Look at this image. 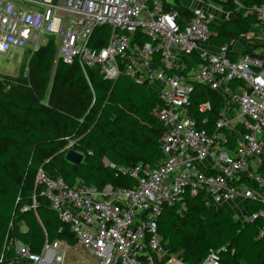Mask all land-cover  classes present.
<instances>
[{
    "label": "built area",
    "instance_id": "obj_1",
    "mask_svg": "<svg viewBox=\"0 0 264 264\" xmlns=\"http://www.w3.org/2000/svg\"><path fill=\"white\" fill-rule=\"evenodd\" d=\"M178 2L188 19L179 16L174 0H0V55L13 50L33 54L51 42L53 66L77 65L84 75L96 69L111 83L124 76L145 85L160 101L152 115L161 131L162 153L154 168L121 169L135 180L130 189L98 191L79 181L69 187L38 170L35 183L69 226L74 244L45 241L33 253L11 240L13 258L7 264H66L78 252L84 264H184L158 233L157 218L185 192L201 195L205 206L224 210L236 221L260 217L259 236L264 237V178L259 173L264 43L252 46L253 29L264 28V4L251 11L258 24L243 39L214 47L209 26L229 14L214 0ZM103 26L110 29L106 45L91 46L94 32ZM233 81L241 84L231 89ZM196 86L208 87L223 101L210 134L189 115ZM198 109L209 110V104ZM247 200L260 208L251 218L244 214ZM200 264L221 263L210 252Z\"/></svg>",
    "mask_w": 264,
    "mask_h": 264
},
{
    "label": "trees",
    "instance_id": "obj_2",
    "mask_svg": "<svg viewBox=\"0 0 264 264\" xmlns=\"http://www.w3.org/2000/svg\"><path fill=\"white\" fill-rule=\"evenodd\" d=\"M174 1L179 16L188 19V11ZM216 3L230 15L209 26L210 42L220 47L243 39L258 24L251 11L264 0ZM109 33L106 26L96 29L91 46H105ZM53 54L50 42L28 61L30 75L39 81L47 82L52 76L49 105L6 91L0 81V264L13 258L8 249L11 240L33 253H39L45 241L74 244L69 226L51 210L43 188L35 183L38 170L49 178H61L69 187L79 181L98 191L105 186L130 189L135 180L121 169L154 168L162 157L161 131L152 115L160 101L153 92L124 76L111 83L96 69L84 75L77 65L58 62L53 66ZM238 84L233 81L229 86L234 89ZM222 102L208 87L194 88L188 110L198 129L214 132ZM202 103H208L209 110L199 111ZM227 138L230 142L232 136L227 134ZM66 148L83 156L79 166L64 160ZM259 173L264 178V160ZM259 209L257 202L247 200L244 214L251 218ZM262 225L260 217L236 221L224 210L205 206L201 195L189 192L157 218L158 233L184 264H200L210 252L217 253L221 264H264Z\"/></svg>",
    "mask_w": 264,
    "mask_h": 264
},
{
    "label": "rangeland",
    "instance_id": "obj_3",
    "mask_svg": "<svg viewBox=\"0 0 264 264\" xmlns=\"http://www.w3.org/2000/svg\"><path fill=\"white\" fill-rule=\"evenodd\" d=\"M211 6H216L210 2ZM258 28L253 30V37L258 36ZM263 32V33H262ZM264 35V30L260 32ZM264 39V38H263ZM32 53L21 50H13L8 54L0 55V81L4 84L6 91H13L25 97L39 98L45 106L53 99L54 85L52 76L49 81L41 82L29 72L28 61ZM82 252H78L74 260L67 259L66 264H84Z\"/></svg>",
    "mask_w": 264,
    "mask_h": 264
},
{
    "label": "water",
    "instance_id": "obj_4",
    "mask_svg": "<svg viewBox=\"0 0 264 264\" xmlns=\"http://www.w3.org/2000/svg\"><path fill=\"white\" fill-rule=\"evenodd\" d=\"M63 153H64V160L66 162H68L74 166H79L82 163L83 156L80 153H78L72 149H68V148L63 150Z\"/></svg>",
    "mask_w": 264,
    "mask_h": 264
},
{
    "label": "crops",
    "instance_id": "obj_5",
    "mask_svg": "<svg viewBox=\"0 0 264 264\" xmlns=\"http://www.w3.org/2000/svg\"><path fill=\"white\" fill-rule=\"evenodd\" d=\"M216 1H218V0H216ZM215 0H214V2H216ZM226 19H230V15H229V17L228 18H226ZM226 19H224L223 17H221V16H219L218 17V19L217 20H226ZM217 20H215V21H217ZM254 28V27H253ZM254 30V29H253ZM258 30V36L256 37V38H254L255 40H252V46H254V47H256L257 46V43H264V42H262V41H264V35H262V34H260V32L262 31V30H264V28H261V29H257ZM263 33V32H262ZM212 44V43H211ZM214 46V45H213ZM215 47V46H214ZM60 242H62V241H60ZM21 243V242H20ZM63 243H65V242H63ZM65 244H67V243H65ZM68 245V244H67ZM69 246H72V245H69ZM83 257V256H82ZM84 258V257H83Z\"/></svg>",
    "mask_w": 264,
    "mask_h": 264
}]
</instances>
